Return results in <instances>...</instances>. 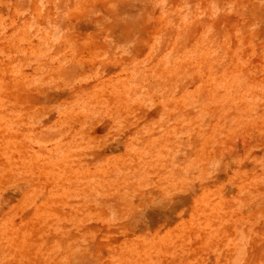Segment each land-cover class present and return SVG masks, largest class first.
I'll return each instance as SVG.
<instances>
[{
    "label": "rangeland",
    "instance_id": "1",
    "mask_svg": "<svg viewBox=\"0 0 264 264\" xmlns=\"http://www.w3.org/2000/svg\"><path fill=\"white\" fill-rule=\"evenodd\" d=\"M0 264H264V0H0Z\"/></svg>",
    "mask_w": 264,
    "mask_h": 264
}]
</instances>
